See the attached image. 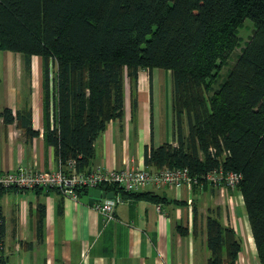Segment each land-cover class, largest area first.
Instances as JSON below:
<instances>
[{
    "label": "trees",
    "instance_id": "trees-1",
    "mask_svg": "<svg viewBox=\"0 0 264 264\" xmlns=\"http://www.w3.org/2000/svg\"><path fill=\"white\" fill-rule=\"evenodd\" d=\"M245 19L253 23L252 36L219 82V71L239 48ZM0 51L21 54L28 72L31 58L41 59L45 141L62 164L75 161L79 172L89 171L95 140L107 124L123 117L124 81L135 105L139 71H169L177 146L151 147L145 168L198 174L222 163L225 171L240 173L235 190L264 264V0H0ZM30 116L29 110L15 117L9 109L0 111L4 124L16 122L35 136ZM183 118L186 135L180 131ZM211 147L217 150L213 157ZM98 189L168 202L117 185ZM9 190L0 189V196ZM76 194L80 199L88 190ZM3 223L0 211L1 241ZM205 237L206 264L236 263L240 245L231 227L208 215Z\"/></svg>",
    "mask_w": 264,
    "mask_h": 264
},
{
    "label": "crops",
    "instance_id": "crops-1",
    "mask_svg": "<svg viewBox=\"0 0 264 264\" xmlns=\"http://www.w3.org/2000/svg\"><path fill=\"white\" fill-rule=\"evenodd\" d=\"M11 66L12 60L6 61L5 67ZM22 66L25 75L8 71L0 80V111L9 109L15 117L18 111L29 110L31 129L37 135L29 136L16 122L4 124L0 118V171L18 167L57 171L58 158L44 138L42 61L31 58L29 72L24 59ZM172 97L169 71H139L135 105L125 80L123 117L110 121L95 140L87 169H143L151 147L177 146ZM180 131L187 134L185 118ZM142 192L168 202L127 197L115 206L113 218L105 220L93 209L95 199L90 195L73 200L46 188L9 190L0 196L2 259L5 264H206L205 219L210 215L236 233L240 251L235 264H259L247 216L240 219L231 209L233 201L244 208L237 190L226 189L222 197L215 187L203 184L190 189L147 187ZM39 206L43 208L40 228Z\"/></svg>",
    "mask_w": 264,
    "mask_h": 264
},
{
    "label": "built area",
    "instance_id": "built-area-1",
    "mask_svg": "<svg viewBox=\"0 0 264 264\" xmlns=\"http://www.w3.org/2000/svg\"><path fill=\"white\" fill-rule=\"evenodd\" d=\"M210 156H215L216 148H209ZM225 156V154H224ZM58 170L48 172L32 171L18 167L13 171H0V189L34 190L37 188L53 189L63 196L77 200L76 189L86 188L95 190L101 185H117L125 193L142 192L147 187L173 188L186 187L188 189L208 184L215 187L220 196H224L225 190H235L242 181V175L235 171H225L222 163L217 167L193 174L188 168H131L128 170H108L96 168L79 172L75 168V161H69L66 165L58 159ZM99 190V189H98ZM93 197V196H92ZM93 209L101 214L105 220L113 218V210L116 205L125 203V198L113 196L112 199L95 198ZM231 202V209H233ZM159 211L160 208L157 207ZM3 241L0 240V257Z\"/></svg>",
    "mask_w": 264,
    "mask_h": 264
},
{
    "label": "rangeland",
    "instance_id": "rangeland-1",
    "mask_svg": "<svg viewBox=\"0 0 264 264\" xmlns=\"http://www.w3.org/2000/svg\"><path fill=\"white\" fill-rule=\"evenodd\" d=\"M253 30H254L253 23L249 19H245L241 28L238 30V37L240 38L239 48L235 49V51H233V53L230 54L227 60V65L222 67L221 70L219 71V79H218L219 82L226 75L228 70L234 65L236 58L240 53V48H243L244 44H246L247 41L250 39V37L252 36ZM11 60H12L11 68H6L5 67L6 61H11ZM22 60H23V56L21 54L0 51V80H2V78L8 73V71H10V74L14 76L18 74L25 75L24 67L22 66ZM8 196H10L9 203L12 204V201H13L12 198H14L13 197L14 195L11 194ZM233 206H236V203L234 201H233ZM234 209L237 212L236 216H238L239 218L243 217V215H246L244 208L242 207V204L237 205L236 207H234Z\"/></svg>",
    "mask_w": 264,
    "mask_h": 264
},
{
    "label": "water",
    "instance_id": "water-1",
    "mask_svg": "<svg viewBox=\"0 0 264 264\" xmlns=\"http://www.w3.org/2000/svg\"><path fill=\"white\" fill-rule=\"evenodd\" d=\"M88 195L93 196L95 198H106V199H112L113 198L112 194L101 193V191L98 189H95V190L88 189Z\"/></svg>",
    "mask_w": 264,
    "mask_h": 264
}]
</instances>
